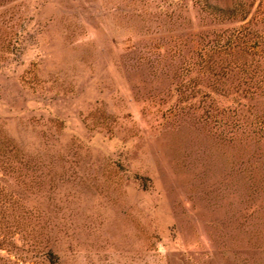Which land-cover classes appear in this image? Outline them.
<instances>
[{"label": "rangeland", "instance_id": "rangeland-1", "mask_svg": "<svg viewBox=\"0 0 264 264\" xmlns=\"http://www.w3.org/2000/svg\"><path fill=\"white\" fill-rule=\"evenodd\" d=\"M210 1L0 0V264H264V0Z\"/></svg>", "mask_w": 264, "mask_h": 264}, {"label": "trees", "instance_id": "trees-1", "mask_svg": "<svg viewBox=\"0 0 264 264\" xmlns=\"http://www.w3.org/2000/svg\"><path fill=\"white\" fill-rule=\"evenodd\" d=\"M200 2V6L203 10L207 11L209 14L216 18L220 19H234L238 17L239 14L243 16L247 11L245 5L242 2H236L234 4L223 6L217 3H214L210 0H198ZM255 14H259V16L264 15V6L259 4V6L254 10ZM242 13H244L242 15ZM258 35H256L257 37ZM255 37V38H256ZM261 37V36H260ZM254 38V39H255ZM253 39V40H254ZM249 42L245 36H241L240 34H235L232 36L227 35L226 38L222 43L217 42V49L222 51H231L234 50L237 47H240V45H243V48L245 51L254 49V41ZM241 45V46H242ZM251 62H240L235 64V66L240 67L241 71H244V73H248L247 78L245 81H249L247 84H244V87L242 88L245 91V94L248 92L249 95L254 94H260L264 97V66L262 68L259 64L257 66H254L251 68ZM253 64V63H252ZM250 67V68H249ZM256 126L255 131L259 134V136H264V115L263 114H257L256 116Z\"/></svg>", "mask_w": 264, "mask_h": 264}]
</instances>
